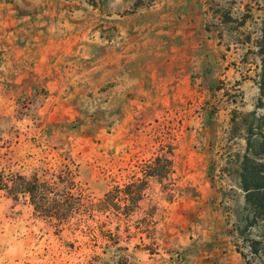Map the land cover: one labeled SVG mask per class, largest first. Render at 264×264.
<instances>
[{
	"label": "rangeland",
	"instance_id": "374dc122",
	"mask_svg": "<svg viewBox=\"0 0 264 264\" xmlns=\"http://www.w3.org/2000/svg\"><path fill=\"white\" fill-rule=\"evenodd\" d=\"M263 143L264 0H0V179L67 166L87 206L0 184V264H264Z\"/></svg>",
	"mask_w": 264,
	"mask_h": 264
},
{
	"label": "trees",
	"instance_id": "16d2710c",
	"mask_svg": "<svg viewBox=\"0 0 264 264\" xmlns=\"http://www.w3.org/2000/svg\"><path fill=\"white\" fill-rule=\"evenodd\" d=\"M248 145L249 151L252 150L251 139ZM262 152L264 154V143ZM50 176V179H42L38 176L27 178L21 175L12 176L10 179L3 176L0 184L16 198L19 195L27 198L39 215L49 220H56L58 226L65 225L80 215L87 206L83 195L75 192L76 175L69 167L66 166L59 175L52 173ZM241 178L242 190L246 193L247 204L255 213L254 218L264 220V161L258 160L256 154L253 158L247 154L244 157ZM10 182L12 186H9ZM258 244L256 240L251 241V249L254 252H257Z\"/></svg>",
	"mask_w": 264,
	"mask_h": 264
}]
</instances>
